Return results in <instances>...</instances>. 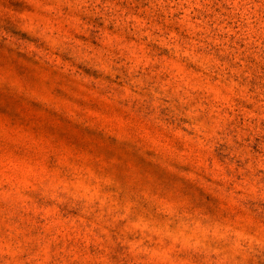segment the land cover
Wrapping results in <instances>:
<instances>
[{
    "label": "rangeland",
    "instance_id": "374dc122",
    "mask_svg": "<svg viewBox=\"0 0 264 264\" xmlns=\"http://www.w3.org/2000/svg\"><path fill=\"white\" fill-rule=\"evenodd\" d=\"M0 264H264V0H0Z\"/></svg>",
    "mask_w": 264,
    "mask_h": 264
}]
</instances>
